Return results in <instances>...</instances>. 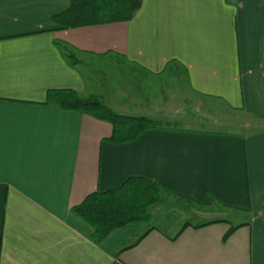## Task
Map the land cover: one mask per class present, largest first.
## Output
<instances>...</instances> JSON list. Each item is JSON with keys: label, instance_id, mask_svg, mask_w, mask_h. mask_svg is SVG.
I'll use <instances>...</instances> for the list:
<instances>
[{"label": "crops", "instance_id": "1", "mask_svg": "<svg viewBox=\"0 0 264 264\" xmlns=\"http://www.w3.org/2000/svg\"><path fill=\"white\" fill-rule=\"evenodd\" d=\"M68 4L0 0V264H264V0H142L128 22L63 30L50 18ZM100 60L129 76L99 73ZM178 71L199 101L187 103L192 120L248 123L236 132L164 123L113 143L110 124L44 105L48 90L102 99L100 84L118 77ZM131 177L175 201L95 244L71 208ZM176 195L196 205L179 214Z\"/></svg>", "mask_w": 264, "mask_h": 264}, {"label": "trees", "instance_id": "2", "mask_svg": "<svg viewBox=\"0 0 264 264\" xmlns=\"http://www.w3.org/2000/svg\"><path fill=\"white\" fill-rule=\"evenodd\" d=\"M142 0H69L65 11L52 16V23L63 30L130 21L140 9ZM62 54L73 69L80 63L74 50L62 44ZM44 105L63 111L89 115L112 127L108 141L128 143L136 140L146 129H162L168 124L144 116L122 115L114 112L96 95L82 96L71 89L48 90ZM169 192L142 177H131L119 187L104 192H93L71 208V213L92 229L91 239L100 244L112 231L130 224L147 225L152 220L151 209L162 205ZM177 204L185 210L196 203L176 195ZM184 225V228L189 226ZM198 225L195 227H201ZM183 228V229H184ZM237 227H232L227 238ZM145 233L139 238L141 239Z\"/></svg>", "mask_w": 264, "mask_h": 264}, {"label": "rangeland", "instance_id": "3", "mask_svg": "<svg viewBox=\"0 0 264 264\" xmlns=\"http://www.w3.org/2000/svg\"><path fill=\"white\" fill-rule=\"evenodd\" d=\"M97 71L105 75H125L129 76L130 69L127 67H117L109 64L107 60H100L95 67ZM80 69L83 71L86 77L90 76V68L81 66ZM132 73H137L132 71ZM113 84H100L96 93L100 94L102 99L105 101L114 112L122 115H134V116H154L158 121L162 123H169L171 125L182 126V127H201L209 130L219 131H232L236 132L240 128L237 125H233L236 122L247 120L243 118H236L224 114L218 113L217 117L223 118V122H208V121H196L192 120V114L187 112V103L198 104V98L190 93L187 84L185 83V75L181 71L177 73L166 72L165 74L151 79V77H140L133 76L131 80L122 82L123 80L117 79ZM95 92L93 88L88 90V93ZM196 107V109H198ZM216 107V106H215ZM217 108V107H216ZM195 109V108H194ZM193 109V110H194ZM231 120L233 122L226 123L224 120ZM248 128H252L249 126ZM166 204L174 202L173 199L164 198ZM155 206L151 211H155ZM159 208V207H158ZM175 212L186 215L187 211L180 208L175 204L172 208ZM207 211L216 212V206L210 204ZM264 212V209H263ZM230 221L237 223V221L248 220L249 217L246 215L236 216L229 214ZM188 221L193 224L202 223L204 220L195 217H188Z\"/></svg>", "mask_w": 264, "mask_h": 264}]
</instances>
